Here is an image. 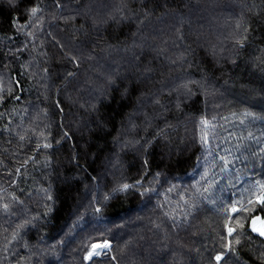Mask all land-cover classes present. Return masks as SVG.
Segmentation results:
<instances>
[{
  "label": "trees",
  "instance_id": "1",
  "mask_svg": "<svg viewBox=\"0 0 264 264\" xmlns=\"http://www.w3.org/2000/svg\"><path fill=\"white\" fill-rule=\"evenodd\" d=\"M257 215L264 0H0V264H264Z\"/></svg>",
  "mask_w": 264,
  "mask_h": 264
},
{
  "label": "water",
  "instance_id": "2",
  "mask_svg": "<svg viewBox=\"0 0 264 264\" xmlns=\"http://www.w3.org/2000/svg\"><path fill=\"white\" fill-rule=\"evenodd\" d=\"M262 221L264 220L261 216H253L248 222V231L252 236L264 240V236L260 234V231L264 230V223H262ZM254 228L256 229L255 231L253 230Z\"/></svg>",
  "mask_w": 264,
  "mask_h": 264
},
{
  "label": "rangeland",
  "instance_id": "3",
  "mask_svg": "<svg viewBox=\"0 0 264 264\" xmlns=\"http://www.w3.org/2000/svg\"><path fill=\"white\" fill-rule=\"evenodd\" d=\"M257 200H258V202L259 201H261V196H259L258 198H257ZM229 232V231H228ZM230 233V232H229ZM108 242L107 240H103L102 242H100V243H96V244H94L90 249H89V251L85 254V256H84V258L87 260V259H92V258H90L91 257V255H90V253H95V251H97L98 250V248H99V245H102L104 242ZM109 243V242H108ZM109 245H110V247H111V244L109 243ZM110 247H109V250H110ZM109 250L107 251V252H109ZM94 258H97V257H94ZM220 259V258H219Z\"/></svg>",
  "mask_w": 264,
  "mask_h": 264
},
{
  "label": "built area",
  "instance_id": "4",
  "mask_svg": "<svg viewBox=\"0 0 264 264\" xmlns=\"http://www.w3.org/2000/svg\"><path fill=\"white\" fill-rule=\"evenodd\" d=\"M109 247H110L109 243L105 241L102 245H99V248L97 251H95V253H91L92 255L90 258H94V257L99 258L103 252H107L109 250Z\"/></svg>",
  "mask_w": 264,
  "mask_h": 264
},
{
  "label": "snow or ice",
  "instance_id": "5",
  "mask_svg": "<svg viewBox=\"0 0 264 264\" xmlns=\"http://www.w3.org/2000/svg\"><path fill=\"white\" fill-rule=\"evenodd\" d=\"M33 11H35V10H33ZM128 186L127 185H125V188H127ZM236 209H235V207L233 208V211H235ZM262 223H264V221H262ZM254 231L256 230L255 228L253 229ZM231 229H229V232L231 233ZM260 234L262 235V236H264V230H261L260 231ZM98 254V253H97ZM90 255H92L91 253H90ZM217 259H219V257H217Z\"/></svg>",
  "mask_w": 264,
  "mask_h": 264
}]
</instances>
